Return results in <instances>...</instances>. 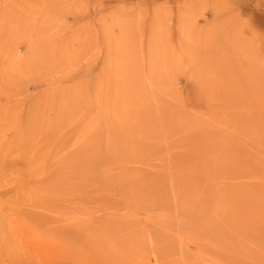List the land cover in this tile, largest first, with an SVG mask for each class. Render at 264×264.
<instances>
[{"label": "rangeland", "instance_id": "374dc122", "mask_svg": "<svg viewBox=\"0 0 264 264\" xmlns=\"http://www.w3.org/2000/svg\"><path fill=\"white\" fill-rule=\"evenodd\" d=\"M0 264H264V0H0Z\"/></svg>", "mask_w": 264, "mask_h": 264}, {"label": "bare ground", "instance_id": "6f19581e", "mask_svg": "<svg viewBox=\"0 0 264 264\" xmlns=\"http://www.w3.org/2000/svg\"><path fill=\"white\" fill-rule=\"evenodd\" d=\"M88 145V144H87ZM70 153V152H69ZM74 153V152H73ZM83 153H84V155H85V157H86V159L84 160V161H80V159L78 158V159H76L75 157L73 158V162H75V161H78L79 163H80V170H81V173H82V176L83 177H87V175H88V172H90V160H87L88 158H89V153H88V150L87 149H84L83 150ZM76 154V153H75ZM88 154V155H87ZM70 155V154H69ZM68 155V156H69ZM88 157V158H87ZM226 160V159H225ZM224 162V161H223ZM83 166V167H82ZM69 181V180H68ZM73 183V182H72ZM75 183V182H74ZM71 188V187H70ZM75 190V189H74ZM75 192V191H74ZM61 194V193H60ZM66 215H67V213H66ZM74 215H75V213H74ZM216 216H218V215H216ZM79 221V220H78ZM188 221V220H187ZM214 221V220H213ZM216 223V222H215ZM214 225H216V224H214ZM218 227V226H217ZM71 236V235H70ZM236 240V239H235ZM248 240V239H247ZM262 243V242H261Z\"/></svg>", "mask_w": 264, "mask_h": 264}]
</instances>
